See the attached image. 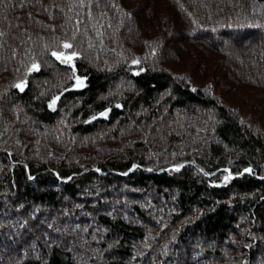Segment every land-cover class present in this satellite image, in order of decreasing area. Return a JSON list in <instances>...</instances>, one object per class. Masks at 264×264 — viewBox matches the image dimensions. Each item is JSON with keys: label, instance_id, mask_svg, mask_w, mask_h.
I'll use <instances>...</instances> for the list:
<instances>
[{"label": "trees", "instance_id": "1", "mask_svg": "<svg viewBox=\"0 0 264 264\" xmlns=\"http://www.w3.org/2000/svg\"><path fill=\"white\" fill-rule=\"evenodd\" d=\"M263 121L264 0H0V264H264Z\"/></svg>", "mask_w": 264, "mask_h": 264}, {"label": "snow or ice", "instance_id": "2", "mask_svg": "<svg viewBox=\"0 0 264 264\" xmlns=\"http://www.w3.org/2000/svg\"><path fill=\"white\" fill-rule=\"evenodd\" d=\"M63 47L67 49V48H71L72 45H70V44H68V43H65V44L63 45ZM52 55L55 56L56 59H58V60H62V61H70V60H72V59L74 58L75 53H73L72 55L66 56V55H64L63 53L53 52ZM36 68H37V65L34 64V65H33V70H35ZM77 85H78V86H83V81H81L79 78H77ZM16 87L20 88V90L23 91V84H18V85H16ZM55 104H56V99H53L52 102H51V104L49 105V107H54ZM102 115H106V114H102ZM177 170H178V169H177ZM244 171H245V172H249L250 169H245ZM230 178H231V177H225V180H228V179H230Z\"/></svg>", "mask_w": 264, "mask_h": 264}, {"label": "water", "instance_id": "3", "mask_svg": "<svg viewBox=\"0 0 264 264\" xmlns=\"http://www.w3.org/2000/svg\"><path fill=\"white\" fill-rule=\"evenodd\" d=\"M67 56H69V55H67ZM56 58V57H55ZM58 60V59H57ZM59 62H61L62 64H64V65H67L68 63H69V61H62V60H58Z\"/></svg>", "mask_w": 264, "mask_h": 264}, {"label": "bare ground", "instance_id": "4", "mask_svg": "<svg viewBox=\"0 0 264 264\" xmlns=\"http://www.w3.org/2000/svg\"><path fill=\"white\" fill-rule=\"evenodd\" d=\"M61 63V62H60ZM134 72H136V70H134Z\"/></svg>", "mask_w": 264, "mask_h": 264}, {"label": "rangeland", "instance_id": "5", "mask_svg": "<svg viewBox=\"0 0 264 264\" xmlns=\"http://www.w3.org/2000/svg\"><path fill=\"white\" fill-rule=\"evenodd\" d=\"M264 122V121H263Z\"/></svg>", "mask_w": 264, "mask_h": 264}]
</instances>
